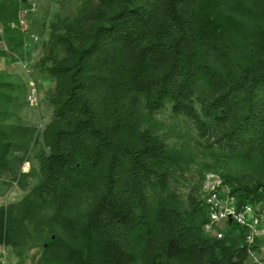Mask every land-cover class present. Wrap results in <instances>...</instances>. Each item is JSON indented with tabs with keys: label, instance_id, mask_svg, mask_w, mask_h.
Listing matches in <instances>:
<instances>
[{
	"label": "trees",
	"instance_id": "1",
	"mask_svg": "<svg viewBox=\"0 0 264 264\" xmlns=\"http://www.w3.org/2000/svg\"><path fill=\"white\" fill-rule=\"evenodd\" d=\"M86 4L51 36L63 55L46 68L55 88L39 175L0 206V242L40 241L38 264H247L242 228L203 231L204 199L179 196L181 157L143 115L168 105L191 119L242 170L223 181L233 204L264 210V0ZM1 9L15 48L16 13ZM11 88L0 84V169L31 135L6 121Z\"/></svg>",
	"mask_w": 264,
	"mask_h": 264
},
{
	"label": "rangeland",
	"instance_id": "2",
	"mask_svg": "<svg viewBox=\"0 0 264 264\" xmlns=\"http://www.w3.org/2000/svg\"><path fill=\"white\" fill-rule=\"evenodd\" d=\"M89 1L0 0V11L2 7L7 17L15 11L16 18L29 2L35 3L34 11L26 16L28 28L25 31L18 29L20 42L15 48L3 37L4 26L0 21V84L12 85L6 121L24 123L31 132L26 145L8 159L12 168L0 169V206L25 198L37 181V155L43 150L40 134L53 117L49 96L54 91L55 83L46 68L54 57L63 55L60 46L50 49L51 36L64 31L65 23L77 17ZM32 94L34 97L30 98ZM143 121L181 157L172 174L182 199L193 191L204 199L209 189L217 184L222 198L233 204V198L228 196L229 189L223 181L242 175V170L225 150L209 143L210 139L206 141L207 134L202 135L191 119L172 112L168 105L152 115L144 114ZM21 173L25 175L19 176ZM207 213L209 222L203 226V231L217 238L224 237L225 227L235 223L230 216L213 221ZM14 237L15 246L0 242L4 244L6 260L11 264H38L45 257L40 241L26 240L21 235ZM245 245L246 263L264 264V230L252 243L245 242Z\"/></svg>",
	"mask_w": 264,
	"mask_h": 264
},
{
	"label": "built area",
	"instance_id": "3",
	"mask_svg": "<svg viewBox=\"0 0 264 264\" xmlns=\"http://www.w3.org/2000/svg\"><path fill=\"white\" fill-rule=\"evenodd\" d=\"M35 9V3L29 2L28 6L23 8L17 18V26L21 31L28 28L27 14H31ZM34 94L30 95V98ZM217 184L209 189L207 196L204 197L211 220L216 221L219 218L230 216L235 224L241 227L245 233L244 241L252 243L254 239L264 230V210H256L249 204H244L239 207L231 203H227L222 198L221 191L218 190ZM225 202V203H223ZM4 244L0 243V264H11L6 260V253L3 248Z\"/></svg>",
	"mask_w": 264,
	"mask_h": 264
}]
</instances>
